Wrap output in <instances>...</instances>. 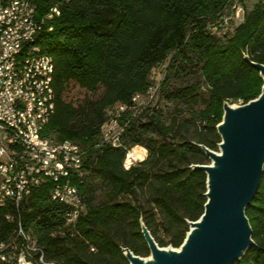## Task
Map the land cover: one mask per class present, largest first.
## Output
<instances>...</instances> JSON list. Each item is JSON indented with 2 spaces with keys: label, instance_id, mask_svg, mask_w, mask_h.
I'll use <instances>...</instances> for the list:
<instances>
[{
  "label": "trees",
  "instance_id": "obj_1",
  "mask_svg": "<svg viewBox=\"0 0 264 264\" xmlns=\"http://www.w3.org/2000/svg\"><path fill=\"white\" fill-rule=\"evenodd\" d=\"M34 2L38 16L52 14V30L43 31L35 44L53 59L55 111L46 132L58 141L70 139L85 146L98 141L108 109L116 102L131 104L135 94H146L152 70L165 59L157 93L165 91L167 100L201 102L204 107L189 110L188 117L171 115L168 122L158 101L135 115L123 111L119 122L128 123L122 145L101 146L86 157L87 172L77 183L85 211L74 225H66V206L50 199L46 183L34 189L18 210L0 208V243L15 235L19 217L22 229L41 247L45 262L128 264L122 247L141 256L149 253L140 233L141 217L160 246H179L188 229L185 219L198 218L205 202V174L189 168L208 160L197 143L217 148L215 125L223 100L243 103L260 92L258 71L243 54L264 64V0L246 11L244 20L226 36L207 29L226 0ZM184 62L200 66L207 98L199 99V82L164 89L184 70ZM177 111L183 113L181 108ZM139 144L148 155L124 168L126 150ZM97 189L104 197L95 203ZM154 208L167 241L155 231ZM6 213L14 220H7ZM245 213L255 245L234 264H264V169ZM27 259L38 264L34 257Z\"/></svg>",
  "mask_w": 264,
  "mask_h": 264
},
{
  "label": "built area",
  "instance_id": "obj_2",
  "mask_svg": "<svg viewBox=\"0 0 264 264\" xmlns=\"http://www.w3.org/2000/svg\"><path fill=\"white\" fill-rule=\"evenodd\" d=\"M242 2L226 0L216 19L207 25L208 31L217 36L231 33L233 23L244 20L246 11ZM51 19L48 12L38 16L34 0H0V208L10 206L18 210L34 189L49 183L50 199L66 206V225H74L85 211L77 183L83 181L87 172V155L90 150L101 146L122 145L128 120L120 123L121 113L131 110L135 115L145 106L154 105L164 70L158 83L150 84L147 94H139L142 95V103L131 100V104H114L113 112H107V118L100 127L98 141L85 146L67 139V144H58V139L46 132L55 111L53 85L52 93L46 95L53 98L51 109L39 113V106H33V98L43 95L42 82L52 83L53 79L37 78L38 65H43V60L41 57V63H33L32 49L39 46H31V39L39 31H51ZM9 25L18 28L19 25H27V32L10 35ZM14 60H21V67H14ZM9 72H17V79L9 80ZM29 82H36L37 96H30ZM135 147L127 149V155ZM143 159L128 158V165L123 167L128 169ZM5 218L14 220L10 213H6ZM16 219L15 235L0 245V264H17L19 254L28 261V257L37 259V252L41 250L36 239L22 229L19 217ZM18 239L21 241L19 245L16 244Z\"/></svg>",
  "mask_w": 264,
  "mask_h": 264
},
{
  "label": "water",
  "instance_id": "obj_3",
  "mask_svg": "<svg viewBox=\"0 0 264 264\" xmlns=\"http://www.w3.org/2000/svg\"><path fill=\"white\" fill-rule=\"evenodd\" d=\"M243 59L258 71L262 86L246 102L223 100L222 116L215 125L216 149L197 143L208 159L189 165L205 174L202 213L195 220L185 219L188 229L176 247L160 246L140 217V233L149 253L141 256L122 247L128 264H234L255 245L245 210L264 169V64L247 54ZM17 264L33 263L19 254Z\"/></svg>",
  "mask_w": 264,
  "mask_h": 264
},
{
  "label": "rangeland",
  "instance_id": "obj_4",
  "mask_svg": "<svg viewBox=\"0 0 264 264\" xmlns=\"http://www.w3.org/2000/svg\"><path fill=\"white\" fill-rule=\"evenodd\" d=\"M258 0H243V7L245 9V11H249L253 8L254 4L257 2ZM237 25V22L233 23L232 28L234 29L235 26ZM168 59H165L164 61H162L158 67L153 69V77L154 80L157 81L158 79H160L161 75H162V71L164 70L166 64H167ZM182 66L184 68V70H181L176 76H172L166 86H165V90H171L172 88H180L182 86L188 85V84H192L195 82H199L200 84V88H199V99L202 100L204 98H207V91L203 85L202 82V78L200 76L199 73V65L194 64V62L192 63H182ZM154 84V83H152ZM147 94V93H146ZM155 101L159 102L163 115V118L168 122L170 120L171 115H177L178 117H188L189 116V110H200L201 108L204 107L203 104H201V102H198L197 104H192V103H184L182 100H178V101H172V100H167L165 98V91L162 94L157 93L155 96ZM231 101V100H230ZM136 103H142V96L139 97V99H137ZM233 104H238L240 103V101H234L232 102ZM177 108H181L183 110L182 114H178ZM114 110V106H112V108L110 107L108 109V112H113ZM192 130V128H191ZM140 145V144H139ZM139 145H135V146H139ZM134 146V147H135ZM140 145V147H137V153H145V150L143 151L142 146ZM146 156L148 155V151L146 149ZM145 155L143 156L145 158ZM208 162V160H207ZM94 182H97V184L99 185V180L98 178H95ZM103 191L101 189H97L95 192V199L94 202L97 203L100 200L103 199ZM140 200V199H139ZM143 200V201H142ZM141 202H145L144 199H141ZM154 212H155V222L156 225L155 226V231L157 233L158 236H160L161 238H163L164 241L168 240V234L166 233H162V227L160 224L161 223V216L159 214H157V209L154 208ZM38 264H53L52 262H44V263H40L38 261H36Z\"/></svg>",
  "mask_w": 264,
  "mask_h": 264
},
{
  "label": "bare ground",
  "instance_id": "obj_5",
  "mask_svg": "<svg viewBox=\"0 0 264 264\" xmlns=\"http://www.w3.org/2000/svg\"><path fill=\"white\" fill-rule=\"evenodd\" d=\"M66 1V0H64ZM52 16V14H50ZM22 32H27V25H9V34L10 35H22ZM43 31H39V34H36L32 39H31V46H37L35 44L36 39L38 36L42 33ZM41 57L43 60V65H38V70H37V78H43V80H50L52 79V74H53V59L51 56L42 53L39 47H34L32 49V58H33V63H41ZM14 67H21V60H14ZM17 79V72H9V80H16ZM150 80L151 84H157L158 80L155 81L153 77V70L150 74ZM42 92L43 95H39V98H33V106H39V113H46V110L51 109V106H53V98H48L46 95H50L52 93V83L49 82H42ZM29 94L30 96H37L38 95V86L36 85V82H29ZM142 95L135 94L132 98V100H135V103L137 99ZM113 106V105H112ZM112 108V107H111ZM125 111V110H123ZM58 144H67V141H58ZM143 151L145 150L142 147ZM137 146L129 151V154L125 156L124 165H128V158H136V159H143L144 153H137ZM146 152V150H145ZM29 237L31 235L27 234ZM5 244V243H0ZM36 261L40 263H44L43 259V254L40 251L37 252V259Z\"/></svg>",
  "mask_w": 264,
  "mask_h": 264
}]
</instances>
